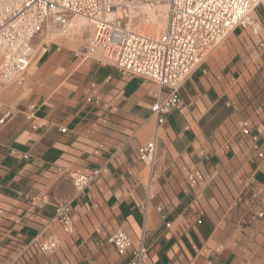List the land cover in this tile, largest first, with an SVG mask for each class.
<instances>
[{
  "label": "crops",
  "instance_id": "0c3cea01",
  "mask_svg": "<svg viewBox=\"0 0 264 264\" xmlns=\"http://www.w3.org/2000/svg\"><path fill=\"white\" fill-rule=\"evenodd\" d=\"M251 18L260 33L229 32L163 123L152 113L159 85L79 56L91 26L38 34L27 86L0 90V118L11 111L0 125V264H129L109 243L118 229L133 248L145 244L146 264H264V161L253 150L255 137L264 151V5ZM152 140L151 170L139 148ZM94 171L79 193L74 174ZM250 184L255 208L238 203ZM59 204L71 207L72 234L56 220ZM52 234L61 247L40 253Z\"/></svg>",
  "mask_w": 264,
  "mask_h": 264
},
{
  "label": "built area",
  "instance_id": "2783aa9c",
  "mask_svg": "<svg viewBox=\"0 0 264 264\" xmlns=\"http://www.w3.org/2000/svg\"><path fill=\"white\" fill-rule=\"evenodd\" d=\"M165 5L167 22L158 36L132 31L124 23L130 5L139 7ZM264 0H0V90L16 83L27 86L25 72L36 49L34 38L46 29L54 28L62 35L75 34L76 18L84 19L93 28L86 46L79 50L82 59L94 58L115 66L124 76H135L160 87L152 113L158 122L182 105L180 89L217 48L223 38L238 27H251L259 34L261 26L251 18V12ZM11 116L7 110L0 125ZM250 124L243 122L241 132L250 136ZM66 133V129L61 130ZM253 150L264 161V151L253 137ZM157 151L156 140L141 146V161L151 170ZM98 172L76 173L73 183L83 193L96 179ZM152 186L148 198H152ZM255 208L260 191L253 184L241 193L238 203L246 198ZM69 204H59L55 216L64 232L72 234L75 226ZM259 217L264 213L259 212ZM109 243L120 255L131 253L129 264H146L148 248L142 242L137 248L128 233L118 229L109 237ZM62 241L57 235H48L38 243L40 253L50 255L59 250Z\"/></svg>",
  "mask_w": 264,
  "mask_h": 264
},
{
  "label": "rangeland",
  "instance_id": "374dc122",
  "mask_svg": "<svg viewBox=\"0 0 264 264\" xmlns=\"http://www.w3.org/2000/svg\"><path fill=\"white\" fill-rule=\"evenodd\" d=\"M131 6L127 8L128 18H125L124 21L130 30L151 36H158L164 32L167 22V7L165 5L149 6L140 3L139 7L135 6V9ZM79 19L81 18H76L75 22ZM81 22L85 25V22ZM75 24L77 25V23Z\"/></svg>",
  "mask_w": 264,
  "mask_h": 264
},
{
  "label": "bare ground",
  "instance_id": "6f19581e",
  "mask_svg": "<svg viewBox=\"0 0 264 264\" xmlns=\"http://www.w3.org/2000/svg\"><path fill=\"white\" fill-rule=\"evenodd\" d=\"M131 6V5H130ZM131 8H133V9H135L136 7L135 6H131ZM132 9V10H133ZM80 20H82L83 22H85V25H88V23L84 20V19H80ZM84 24V23H83ZM60 34H62L61 32H60Z\"/></svg>",
  "mask_w": 264,
  "mask_h": 264
}]
</instances>
